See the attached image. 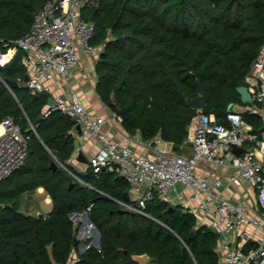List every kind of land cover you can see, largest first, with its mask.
<instances>
[{
    "label": "trees",
    "instance_id": "trees-1",
    "mask_svg": "<svg viewBox=\"0 0 264 264\" xmlns=\"http://www.w3.org/2000/svg\"><path fill=\"white\" fill-rule=\"evenodd\" d=\"M45 1L0 0V38L23 36L36 7ZM93 16L90 42H104L97 91L119 113L129 134L138 132L144 139L159 134L179 150L197 115L192 97L199 96L203 112L214 113L221 122H226L230 103L245 104L236 87L247 83L264 44V0H100ZM127 31L132 35L125 36ZM6 51L0 42V52ZM23 55L17 49L0 63V122L11 117L30 136L26 159L0 180V264H49L74 252L78 258L73 264H139L132 254L143 252L160 264H216L218 235L198 224L193 213L179 205L170 211V204L156 196L146 202L149 215L119 211L110 196H124L129 188L124 178L68 165L74 121L59 110L43 115L48 94L36 96L24 85ZM8 78L19 86L10 89L4 81ZM245 116L255 128L262 126L261 116ZM52 159L85 183L62 166L53 169ZM39 185L52 197L47 217L18 206L21 194ZM90 202L100 247L91 244L79 253L71 213ZM193 229L196 233L190 236Z\"/></svg>",
    "mask_w": 264,
    "mask_h": 264
},
{
    "label": "built area",
    "instance_id": "built-area-1",
    "mask_svg": "<svg viewBox=\"0 0 264 264\" xmlns=\"http://www.w3.org/2000/svg\"><path fill=\"white\" fill-rule=\"evenodd\" d=\"M99 2L46 0L35 12L23 36L13 40L0 38L6 52L24 51L23 62L29 77L23 82L31 92H46L54 99L43 115L59 110L70 116L75 126L79 125L75 135V157L83 152L86 137L95 140L96 151L87 155L84 168H90L96 175L102 170L113 172L131 185L128 198L112 197L119 208L149 215L146 202L156 196L171 205H179L197 218H210L219 235L216 250L223 264H264V128H255L245 116L246 113L264 116V44L246 76L251 99L243 101L244 105H229L226 122L217 120L213 113H197L192 132L179 150L159 134L144 139L137 132L134 141L150 152L138 153L114 136V127L121 123L118 112L93 113L77 92L70 90L69 97L64 92L54 95L51 85L46 83L56 77L68 81L71 70L79 66L83 55L102 51L103 44L90 42L94 19L83 14L84 9H95ZM6 52H0L1 64L4 63L1 55ZM0 126L2 180L26 159L30 136L11 117L3 118ZM31 128L34 129L32 125ZM234 144L243 146L239 154L232 151ZM257 148L261 156L256 154ZM58 163L68 169L65 164ZM213 166H227L232 170L226 174ZM245 181L255 190L259 214L251 213L244 198L235 199L228 192L241 193ZM92 206L90 202L81 211L71 213L77 226L79 253L91 244L99 247V242L95 241L98 240L96 225L89 215ZM77 258L74 252L65 261L52 260L49 264H73Z\"/></svg>",
    "mask_w": 264,
    "mask_h": 264
},
{
    "label": "crops",
    "instance_id": "crops-1",
    "mask_svg": "<svg viewBox=\"0 0 264 264\" xmlns=\"http://www.w3.org/2000/svg\"><path fill=\"white\" fill-rule=\"evenodd\" d=\"M86 11H87L86 13L83 12L84 15H86L88 13H89V17L92 14L94 15V9L90 10L89 8H87ZM108 36H110V30L108 32ZM107 39H108V37H107ZM99 44L104 45V42L99 43ZM103 48H104V46H103ZM15 51L16 50H10V53H11L10 58H12ZM100 53H101V51H100ZM100 53L91 54L89 56L83 55L81 58L79 66H77L76 68H73L71 70L68 81L63 80L60 77H56L54 79L47 80L46 83H49L51 85V89H52L51 93L56 95L57 93L64 92L68 96L70 90H73L79 94L81 100L83 101V103L85 104L87 109L90 110L91 112L96 113V114H100V115H107L111 111H115L103 101V99L101 98L100 94L97 91V81H98V76H99V74L97 72V63L100 60ZM10 58L8 60H10ZM101 60H105V59L102 58ZM248 73H247V75H248ZM35 95H39V94H35ZM48 97H52V96H50V94H48L47 99H48ZM46 104L48 105V102ZM193 123H194V121L189 123L188 134H187V137L185 138V140L183 141V143L184 142L186 143V139L191 134L192 129H193ZM261 123H262V126L260 128H262L264 126V116L261 117ZM33 130H35V129H33ZM0 131H1V129H0ZM78 131H79V128H77L75 126V123H74V127H73L74 135H76V133H78ZM113 133H114V136L117 139H119L122 143L131 145L136 152L147 153V154L150 153L149 150L147 151L146 149H144L142 146L138 145L134 141V137L138 135L137 132L134 134H129L125 130V128L123 127L122 123H117V125L113 129ZM75 141H76V139H74V146H75ZM96 147L97 146H96L95 140L92 137H86L84 140V144H83V154L86 157H87V155L93 154L96 151ZM256 154L261 156L260 149H258V148L256 149ZM57 162H59V161L57 160ZM67 162H68V165L73 167L76 171L86 170L84 168L86 162L80 161V160H78L77 157H75L74 147H73L72 154L68 158ZM213 167H216L221 172L226 173V174L232 170V168L227 167V166H225V167L213 166ZM68 171H70V170H68ZM130 187H131V185L129 184V188L126 191H129ZM240 190H241V193H239V194L232 193L230 190H228V192L235 199L244 198L246 200V202L249 204L251 213L252 214H259L260 210L256 204V193H255L253 186L248 181H245L242 184ZM21 196L26 197L28 199V201L31 197L33 199H36L38 201V205H39V208L37 209L36 214H42L43 217H47L49 212L52 209V197L43 185L37 186L34 190H28V191L23 192L21 194ZM112 197H114V196H110L111 199H112ZM122 198H125V197L123 196ZM173 206H175V205H173ZM30 212L33 213V211H30ZM197 222H198V224H206L211 229H213L210 218H197ZM96 234L98 237L97 241L99 242V247H100V233H99L97 227H96ZM217 235H218V233H217ZM235 239H236V241H238L237 238H235ZM218 242H219V235H218L214 250H215V252L217 254V258H218V261L216 264H223L219 254L216 250L218 248Z\"/></svg>",
    "mask_w": 264,
    "mask_h": 264
},
{
    "label": "water",
    "instance_id": "water-1",
    "mask_svg": "<svg viewBox=\"0 0 264 264\" xmlns=\"http://www.w3.org/2000/svg\"><path fill=\"white\" fill-rule=\"evenodd\" d=\"M40 6H37L36 7V11L39 9ZM93 14L90 16L91 19H93ZM132 35V32L131 31H127L125 33V36H130ZM29 75L28 73H25L24 75V81H26L28 79ZM5 83L7 84V86L12 89L13 87H18L19 86V82L15 79H6L4 80ZM25 86H27L28 84L27 83H24ZM197 88H198V92L200 94H202L204 92V89H203V86L201 84V82L199 80H197ZM236 90L237 92L239 93L240 95V98L242 101H248L251 99V93L249 92L248 90V86L246 84H242V85H238L236 87ZM38 96V95H36ZM70 96V94H68V97ZM47 102L48 104H53L55 101L52 97H48L47 99ZM190 104L196 108L197 110V113H202L203 112V108H204V102L202 101V99L199 97V96H195V97H192L190 99ZM232 103H230L229 105H231ZM42 117V115L40 116ZM77 128H79V125H76ZM264 128V126L262 127ZM243 149V146H239V145H236L234 144L233 147H232V151L235 153V154H239L240 151ZM78 160L80 161H83V162H87V157L83 154V152H79L78 153V156H77ZM50 166L53 168V169H56L58 168L59 166V163L57 162V160L55 159H52L51 160V163H50ZM124 197L125 198H128V191H125L124 192ZM168 209L170 211H173L175 210V206L173 205H169ZM119 211H127L126 209L124 208H119ZM195 230H191L190 232V236H194L195 235ZM78 243V239L77 237H75L74 239V246ZM184 248V245H181L180 246V249L182 250ZM132 257L133 259H135L139 264H160L159 262L153 260L150 258L149 254L146 253V252H143V253H134L132 254Z\"/></svg>",
    "mask_w": 264,
    "mask_h": 264
},
{
    "label": "rangeland",
    "instance_id": "rangeland-1",
    "mask_svg": "<svg viewBox=\"0 0 264 264\" xmlns=\"http://www.w3.org/2000/svg\"><path fill=\"white\" fill-rule=\"evenodd\" d=\"M86 12H87L86 9H84V13H86ZM59 165L62 166L61 164H59ZM18 206H19V208L23 209L24 211H29V212L33 211L34 213H37L36 211L39 208L38 201L36 199H33L31 197L28 201V199L26 197H23V196H20L18 198ZM95 241H97V239H95Z\"/></svg>",
    "mask_w": 264,
    "mask_h": 264
},
{
    "label": "bare ground",
    "instance_id": "bare-ground-1",
    "mask_svg": "<svg viewBox=\"0 0 264 264\" xmlns=\"http://www.w3.org/2000/svg\"><path fill=\"white\" fill-rule=\"evenodd\" d=\"M11 56V53L10 52H6V53H3L1 55V60L2 62H6ZM0 129H1V126H0Z\"/></svg>",
    "mask_w": 264,
    "mask_h": 264
}]
</instances>
